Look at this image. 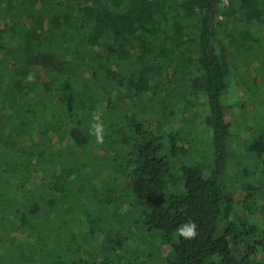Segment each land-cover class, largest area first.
<instances>
[{"label":"trees","instance_id":"obj_1","mask_svg":"<svg viewBox=\"0 0 264 264\" xmlns=\"http://www.w3.org/2000/svg\"><path fill=\"white\" fill-rule=\"evenodd\" d=\"M222 4L0 0V264H264V0Z\"/></svg>","mask_w":264,"mask_h":264},{"label":"rangeland","instance_id":"obj_2","mask_svg":"<svg viewBox=\"0 0 264 264\" xmlns=\"http://www.w3.org/2000/svg\"><path fill=\"white\" fill-rule=\"evenodd\" d=\"M244 69H245V67L242 66L241 76L243 73H245ZM237 81H238V84L242 87V89H241L243 91L242 93H245L244 89H243V83H242V80L240 79V76H238ZM253 102L254 101H245V102L241 101V102H238V104L236 103L237 108H239L238 112H240V114H242V113L248 114L247 115L248 116L247 122L252 127L255 125L256 120H259L258 118H256L255 109H254V111H251L254 108ZM234 105H235V103H234ZM258 106L262 108V111H264V97H261L260 105H258ZM230 112L234 113L235 111H232L230 109ZM263 115H264V112L262 113V118L264 120ZM247 127H248V125H247ZM234 131H235V129H234ZM247 131H248V129L247 130H240L238 133L235 132L232 135L231 140H230V143H231L230 151L228 154V158H230L231 161L247 162L246 159H244L243 155H245L244 152H246V147H247L246 144L251 142V138H252V136L249 133H246ZM233 167H235V166H233ZM243 168H246V167L243 166ZM250 170H252V169H250ZM250 180L254 182L253 178H251Z\"/></svg>","mask_w":264,"mask_h":264},{"label":"clouds","instance_id":"obj_3","mask_svg":"<svg viewBox=\"0 0 264 264\" xmlns=\"http://www.w3.org/2000/svg\"><path fill=\"white\" fill-rule=\"evenodd\" d=\"M95 119H99V117H94ZM98 142H103L102 138L98 136ZM197 225L195 222H189L178 229V234L185 239H194L197 236L196 232Z\"/></svg>","mask_w":264,"mask_h":264},{"label":"built area","instance_id":"obj_4","mask_svg":"<svg viewBox=\"0 0 264 264\" xmlns=\"http://www.w3.org/2000/svg\"><path fill=\"white\" fill-rule=\"evenodd\" d=\"M223 6H227V5H229V0H223V4H222Z\"/></svg>","mask_w":264,"mask_h":264}]
</instances>
